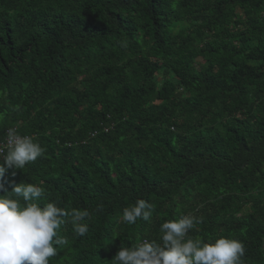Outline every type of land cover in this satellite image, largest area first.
<instances>
[{
    "label": "trees",
    "instance_id": "16d2710c",
    "mask_svg": "<svg viewBox=\"0 0 264 264\" xmlns=\"http://www.w3.org/2000/svg\"><path fill=\"white\" fill-rule=\"evenodd\" d=\"M9 128L44 154L5 189L90 214L50 264H119L189 214V237L264 264V0H0L4 154ZM138 199L152 217L128 224Z\"/></svg>",
    "mask_w": 264,
    "mask_h": 264
},
{
    "label": "clouds",
    "instance_id": "9594fccd",
    "mask_svg": "<svg viewBox=\"0 0 264 264\" xmlns=\"http://www.w3.org/2000/svg\"><path fill=\"white\" fill-rule=\"evenodd\" d=\"M7 135V153L0 150L4 157L0 163V191L5 192L0 195V264H50L51 258L58 255L57 246L68 243L59 235L64 218L70 216L75 233L84 236L89 226L82 221L90 214L78 209L68 212L55 202L41 207L38 201L45 189L37 184L22 182L7 191L5 174L10 169H24L44 154V148L32 136L18 135L13 128ZM153 210V204L138 199L123 209L122 219L128 224L138 219L149 221ZM199 222L190 214L166 221L160 227L162 242L145 239L138 245L121 247L114 258L119 264H243L246 249L242 241L220 237L204 243L189 237V231Z\"/></svg>",
    "mask_w": 264,
    "mask_h": 264
},
{
    "label": "built area",
    "instance_id": "2783aa9c",
    "mask_svg": "<svg viewBox=\"0 0 264 264\" xmlns=\"http://www.w3.org/2000/svg\"><path fill=\"white\" fill-rule=\"evenodd\" d=\"M4 147H5V144H1L0 145V150H3Z\"/></svg>",
    "mask_w": 264,
    "mask_h": 264
}]
</instances>
